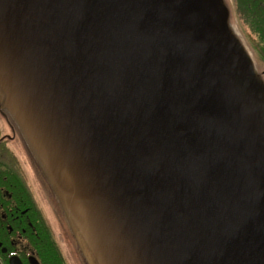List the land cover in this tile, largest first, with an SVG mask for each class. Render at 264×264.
Masks as SVG:
<instances>
[{
    "label": "water",
    "instance_id": "1",
    "mask_svg": "<svg viewBox=\"0 0 264 264\" xmlns=\"http://www.w3.org/2000/svg\"><path fill=\"white\" fill-rule=\"evenodd\" d=\"M0 96L99 264H264V78L223 0H0Z\"/></svg>",
    "mask_w": 264,
    "mask_h": 264
},
{
    "label": "flooded vegetation",
    "instance_id": "2",
    "mask_svg": "<svg viewBox=\"0 0 264 264\" xmlns=\"http://www.w3.org/2000/svg\"><path fill=\"white\" fill-rule=\"evenodd\" d=\"M224 2L229 21L237 22L239 32L256 51L255 61L264 78V0ZM233 13L237 17H232ZM5 118L9 124L14 121L0 96V121ZM24 139L28 140L26 135ZM19 140L4 133L0 123V264H70L58 239V224L55 225L48 214L49 211L56 212L59 219L54 215L55 218L63 223L65 204L53 196L48 198L49 211L42 205L35 182L43 171L33 160H29L28 169L22 165L17 144L22 142L30 157L32 154L25 141Z\"/></svg>",
    "mask_w": 264,
    "mask_h": 264
},
{
    "label": "rangeland",
    "instance_id": "3",
    "mask_svg": "<svg viewBox=\"0 0 264 264\" xmlns=\"http://www.w3.org/2000/svg\"><path fill=\"white\" fill-rule=\"evenodd\" d=\"M234 16L237 17V15L233 13L232 17ZM236 23L237 22L230 21L232 29L240 37L243 38L244 40L243 43L248 48V51L250 52L252 58H254L255 60L256 51L253 48L251 49L249 47V45L247 44L248 43L247 38L239 32ZM262 63L264 66V62ZM11 122L12 124H9L6 118L0 121V123L2 124L4 133L12 135L16 139H20L22 141L24 140L26 143V146H28V148L31 150L32 156L30 157L27 150H24L25 148H23V143L20 142L17 144V147L20 148V157L22 160L21 161L22 165L28 169L29 160L31 161L33 160L36 163V165H38V167L43 171L42 175L38 174V176L36 177V182H35L36 190L35 191L42 205L45 206L49 211L50 207L48 205L49 204L48 198H53L54 196L58 198L60 201H62L61 193L53 177L51 176L49 170L47 169L46 165L42 162L41 158L39 157V154L35 151L34 145L30 141H28L29 139L27 141L25 140L26 138L24 139L26 134L24 130L22 129L20 123L17 121L15 117H14V121L11 120ZM22 135H24V137ZM45 184H46V187H45ZM47 185H49V188L47 187ZM64 207L66 210V214H63L64 215V219H62L63 223L58 222L57 219L59 218L56 212L53 213L52 211H49L48 214L50 215L52 221H54V224L55 225L56 223L58 224L56 225L57 235L59 236L58 239L63 246V250L66 256L68 257L70 264H99L95 254L93 253L92 248L90 247L89 243L86 240L85 235L83 234L82 230L78 226L77 222H75L72 213L70 212V210H68L66 205ZM54 215L57 216V219L55 218Z\"/></svg>",
    "mask_w": 264,
    "mask_h": 264
}]
</instances>
